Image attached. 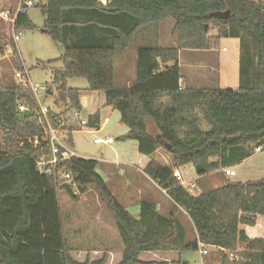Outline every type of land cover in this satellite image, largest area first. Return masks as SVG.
Instances as JSON below:
<instances>
[{"label":"trees","instance_id":"16d2710c","mask_svg":"<svg viewBox=\"0 0 264 264\" xmlns=\"http://www.w3.org/2000/svg\"><path fill=\"white\" fill-rule=\"evenodd\" d=\"M45 2L42 32L64 50L59 60L48 64H63L53 73L60 100L80 112V91L67 82L86 79L89 89L104 92L105 105L120 113L121 123L129 129L122 141H136L145 156L169 147L172 167L154 160L144 174L167 192L174 208L164 217L143 201L135 218L98 174L97 160L71 158L52 174L41 173L38 163L50 159L52 150L42 140L46 126L40 107L27 86L0 85V135L4 137V141L0 138V264H106V254L94 261L75 260L65 235L60 196L66 193L77 199L74 192L84 193L88 187L97 190L113 215L123 245L118 264H157L140 259L157 253L178 254L182 264V256L198 252L200 245L218 249L219 264H264V239H251L241 228L254 227L264 218V179L228 180L225 186L196 197L174 178L175 171L187 165L205 176L233 169L259 148L264 151V0ZM169 19L175 22L178 47L138 49L136 83L129 89L115 88L117 54L133 45L141 29ZM37 29L27 14L19 16L17 31ZM224 39L240 41L239 88H182L180 52L218 50ZM4 54L1 47L0 58ZM20 106L27 111L20 112ZM48 116L55 127L62 125L59 114L49 110ZM99 119V113L90 116L88 127L99 128ZM203 122L208 131L202 129ZM74 131L69 127L70 147ZM65 172L72 181L63 178ZM179 211L189 216L195 241L188 240L176 217Z\"/></svg>","mask_w":264,"mask_h":264},{"label":"rangeland","instance_id":"374dc122","mask_svg":"<svg viewBox=\"0 0 264 264\" xmlns=\"http://www.w3.org/2000/svg\"><path fill=\"white\" fill-rule=\"evenodd\" d=\"M4 2L5 0H1L0 4L2 5ZM13 2L15 3V0H13ZM13 2L10 0L12 5L8 6V8L15 5ZM27 15L38 29L34 31H21L23 37L16 44L12 41L13 31L0 20V35L4 39L0 38V46L3 45V41H6L10 43L9 46L14 52V54H8L5 48L4 58H0V85L5 87H12L20 84L25 86L40 85L50 89L51 94L44 96L41 104L43 107L50 109L51 112L61 116L62 125L60 124L61 128L59 129L64 135H68L69 127L76 129V131L73 132L72 150L79 158L100 161L101 165L98 168L99 172L102 175L111 174L114 184L113 191L117 197L121 199L122 204H127V199L129 198L133 201V195L135 194L133 188L124 190V180L117 177V171H115L114 165L112 164L117 162L129 165L133 168L141 165L142 162L140 161L138 143L136 141L121 140L125 135L124 133L128 132V127L121 123L120 113L117 110H112L110 112L104 105V92L91 91L86 79L76 78L70 79L67 82L68 87L80 91L82 105V110L80 112L71 110L69 103H64L60 100L58 89L54 86L53 73L54 69L62 68L63 64L60 62L53 65L48 64L49 62L59 60L63 56V47L55 44L48 35L42 32L46 21L42 12V6L28 9ZM156 30L157 25L144 29L140 35L136 37L134 44L129 48L128 52L133 54L132 52L135 49H140L142 47H160V45L172 47L169 46L172 44L169 43L171 38L168 34L164 44L157 43V33H153ZM149 32H151L153 37L150 36L149 38H145V34H150ZM216 35L217 32L213 33V36ZM236 42L235 39H224L221 42L220 51L222 52L224 47L228 50V53L225 55L223 54V59L230 66H228L229 71L227 73L230 78L221 80L219 83L217 82V59L215 58V56H219V49L214 50L215 55H211V53L208 52L193 54V52L187 51V53L183 55L182 62L187 64L186 66L190 65V62L200 61L199 64L204 63L205 70H203L201 74L203 75L204 73L206 76L208 73H212L211 75L213 77L211 80L206 81L207 84H204L203 88L236 90L240 86L238 70L240 68V58H238V55L235 56ZM121 54L122 53L119 52L115 59V88L117 89H121L125 85L122 83L124 81L123 69H118V57L121 56ZM233 63L236 64V69H233ZM44 65H48L47 68H45ZM213 69H215L216 72H213ZM129 71L133 70L130 69ZM184 71H187V69H184ZM18 72L22 74V78L16 77ZM134 84H132V87ZM96 111H102V123L104 125L102 126L101 133H97L100 128L90 129L86 125L82 126L83 122L88 121L91 113H95ZM148 126L149 129L152 130L153 125L151 122H148ZM202 129L205 131L209 130L205 122L202 124ZM0 138L4 141L2 135H0ZM97 138L103 140L113 138L115 140V145H95L94 140ZM154 158L158 159L159 163L162 165L172 163V157L167 147L160 149L159 154L154 156ZM120 168L130 169L126 166H120ZM233 170L237 173V177L231 179L236 182L259 181L264 179V151H257L252 158L242 164L236 165L233 167ZM229 171L222 172L219 177L222 178V180L229 179ZM181 172L186 183L193 182L199 187L200 181L197 180L198 175L191 165L182 167ZM125 176L132 177L129 172H126ZM205 180L210 189L216 187L217 173L216 175L214 174L206 177ZM139 182L140 181H138V183ZM141 184L143 197H137L136 201L139 199L144 200L149 196V201L160 199L169 202L168 197L163 194L164 192L162 189L157 188L149 182L148 187H150L151 191L148 193V187L145 186L144 183ZM199 193L200 191L197 188L194 195H198ZM60 202L63 212L65 235L72 251V257L79 262H85L87 259H90V261L98 260L104 256V252L111 250L115 255L113 257L111 256V259H108V255L106 254V264H118L119 255L117 256V253L122 252L123 245L118 237L113 215L102 202L97 190L94 187H88L86 192L78 195L77 199H73L64 193L60 196ZM182 221L187 226L190 238H194V231L189 226V219L185 216L182 218ZM106 240L110 243L107 244ZM208 252L209 254L207 256H201L200 251L188 252L182 256V264L184 262L188 264H219V251L215 248H208ZM148 258L149 257H145L146 260Z\"/></svg>","mask_w":264,"mask_h":264},{"label":"crops","instance_id":"0c3cea01","mask_svg":"<svg viewBox=\"0 0 264 264\" xmlns=\"http://www.w3.org/2000/svg\"><path fill=\"white\" fill-rule=\"evenodd\" d=\"M11 1L13 2V0H11ZM99 2L102 3L103 5H108L111 2V0H99ZM11 5H12V3H10V0H5V2L2 3V5L0 4V11L1 10H4V9H7L8 6H11ZM14 6L10 7L9 9L13 8ZM172 21H171V19H169V20H166V21H164V22H162L160 24H157V30L155 32H153L154 34L157 33V36L156 37H158V40H157V43L158 44H161V43L164 44V42H166L165 39L167 38V34L171 38L169 43H171L172 45H169V46H172V47H164L163 45H160L159 48L171 49V48H177L178 47V33L175 30V22L173 21L174 22L173 23ZM2 23L4 25L8 26L9 29H11L10 26L7 23H5L3 21H2ZM152 26H154V25H152ZM152 26H149V27H146V28L141 29L137 33V35L135 36V40H136V37H138L140 35V33L144 29H148V28H150ZM151 31H153V30H151ZM149 33L150 34H145V38H149L150 36L153 37V35L151 34V32H149ZM0 38H2L1 35H0ZM135 40H134V42H135ZM236 41L237 42H236V52H235V56L238 55V58H240V41L239 40H236ZM9 44L10 43H8L6 41H3V45L0 46V48L1 47L6 48L8 54L13 53V49L9 46ZM165 44H168V43H165ZM165 46H167V45H165ZM220 47H221V45H220ZM128 51H129V49L126 50V51H124V52H121L122 53L121 56L118 57V69L119 70L120 69H123V72H124V77H123L124 78L123 79L124 81L122 83L125 84V85L121 89H129V88H131L132 87V84L136 83V80H137L138 49H135L132 52L133 54H130ZM219 51H220V48H219ZM189 52H193V54L208 52V53H211V55H213V54L215 55V52L214 51H189ZM186 53H187V51H181L180 52V58H179V67H180L181 86H182V88H184V89L189 88V89H194V90H202V89H205V88H203V85L204 84L205 85L207 84V82H206L207 80L208 81L211 80V78L213 77L211 75L212 73H208L206 76L204 75V73L202 75L201 73H202L203 70H205V68H204L205 65H204V63H200L199 64L200 61L193 62V63L190 62V65L186 66L187 64H184L182 62L183 55H185ZM226 53H228V50L224 47L222 49V52L220 51L219 56L218 55L215 56V58L217 59V73H218V75H217V82L218 83L221 80H227V79L230 78L229 75L227 74L228 71H229V69H228V66L229 65L223 59V54L225 55ZM2 58H4V57H2ZM234 64L235 63H233V69L234 68L236 69V64L235 65ZM168 66L169 67H172L173 65L172 64H169ZM130 69H132L133 71H129ZM184 69H187V71H184ZM230 70H231V68H230ZM212 71L213 72H216L215 69H213ZM119 75H120V71H119ZM217 89H220V88H217ZM104 105H105V100H104ZM105 107H107L110 112L112 110H115L113 107H109V106H106V105H105ZM96 113H99L100 114V119H99V121L97 122V125H96L100 129H98L97 133H101L102 132V126L104 125L102 123L103 122L102 121V111H98V112L96 111L95 113H91L90 116H93ZM88 121L87 122H83L82 123L83 124L82 126H85V125L88 126ZM89 128L90 129H95V128H91V127H89ZM128 133H129V129H128V132L127 133H124V134L127 135ZM104 145H106V144H104ZM113 145H115V142L113 144L108 145V146H113ZM158 154H159V151H157L152 156H145V155L140 154V161L142 163H141V165H139L138 167H135V168H133V167H131L129 165H125V164H121V163H117V162L112 164V165H114L115 171H117V177L118 178H122V180H124V182H123V184H124L123 185L124 186V190H128L130 188H133L134 193H135L133 195V201H132L131 198H129V199H127L128 203L127 204H124L123 203L124 205L122 204L121 199H119L117 197V195L113 191V185L114 184H113V178L111 177V174L108 173L107 175H102L99 172V169L97 171L98 174L102 177V179L109 186V189L111 190L112 194L119 200V202L135 218H139V216H140V204L143 201H147L150 204H152L153 206H155V208L157 209V211L162 216H164V217H169L170 214H171V212L173 211L174 203L170 199V197L167 195V192L164 191V190H163V192H164L163 194L168 197V199H169L168 201L169 202H165V200H160V199H158L156 201H149V198H150L149 196H148L149 198L147 197L144 200L139 199L138 201H136L137 197H143V191H142V188H141V185H142L141 183H144L145 186L148 187V183L151 182L153 185H155L157 188H159V186L156 183H154L149 177H147L144 174V170H145V168L147 167V165L150 162H152L154 160L157 161V162H159L158 159H155L154 158V156H156ZM98 162L101 165V162L100 161H98ZM172 165H173V162L170 163V164L162 165V166H164V167H172ZM120 166H126V167H129L130 169H122V168H120ZM232 170L233 169H231V171ZM179 171L181 172V168L179 169ZM228 171L229 170H225V171L220 170V171H216L214 173H211L209 175L198 176L197 177V180L200 181L199 187L197 186L196 183H193L192 182V184H196V186H197L198 190L200 191V193L198 195H194V196L197 197V196H199L200 194H202L204 192H208V191H211V190L219 189V188L225 186L228 180L234 181L230 177L227 180H222V178L219 177V175L222 172H228ZM126 172L131 173L132 177H129V176L126 177L125 176L126 175ZM216 173H217V186L210 189L209 188V185L206 183V180L205 179L208 176H211V175H214V174L216 175ZM181 174H182V172H181ZM228 175H229V173H228ZM182 176H183V174H182ZM235 177H237V173H236V176ZM235 177H233V178H235ZM123 178H125V179H123ZM138 181H140V182L138 183ZM243 183H245V182H243ZM150 191H151L150 190V187H148V193ZM185 216L189 219V223H190L189 226L194 231V229L192 227L191 220H190L189 216L187 215V213H185L183 211H179L176 214L177 219L181 222V224L185 227V229L187 231V238H188V240L189 241H195L197 239L196 232L194 231V238H190L189 232H188V229H187V226L182 221V218L185 217ZM241 228L247 232L249 238H251V239H264V218L263 217H260L259 218L258 224L256 226H254V227L242 226ZM118 237L120 239L119 233H118ZM120 241H121V239H120ZM106 243L109 244L110 242H108V240H106ZM216 250H218V249H216ZM104 253L108 255V259L109 258L111 259V256L113 257L115 255V253L113 251H111V250H108L107 252H104ZM118 255H119V262L118 263H120L122 261V258H123V248H122V252L117 253V256ZM200 255H201V253H200ZM145 257H149V258L146 260ZM140 259L143 262H146V263L179 264L180 256L178 254H175V253L143 254V255H141ZM92 261H94V260H92Z\"/></svg>","mask_w":264,"mask_h":264},{"label":"built area","instance_id":"2783aa9c","mask_svg":"<svg viewBox=\"0 0 264 264\" xmlns=\"http://www.w3.org/2000/svg\"><path fill=\"white\" fill-rule=\"evenodd\" d=\"M46 4L45 0H16L15 6L11 9H4L0 11V19L7 23L11 30L13 31V38L12 41L16 44L22 37L23 33L21 31L16 30L17 21L21 14H27V10L30 8L44 6ZM17 78H22L21 73H17ZM27 87L33 93L39 107H40V115H41V122L46 126V134L42 138L44 142L49 143L51 150H52V157L50 159L42 158L38 163V169L43 174H52L57 166L62 163L63 161L69 160L71 158H79L78 155L72 150V148L68 144V135H64L63 132L60 131V127H55L52 120L48 116V112L50 109L45 108L42 106V98L44 96L49 95V89L40 85H27ZM20 112L24 113L27 109L24 106L19 107ZM31 141V140H30ZM40 139H34V145L37 147L40 145ZM115 140L113 138H107L106 140L103 139H95V145H110L113 144ZM258 152L262 151L260 148L257 150ZM63 178L67 181H72L73 177L69 172H65L62 174ZM236 176V172L234 170L229 172V177L233 178ZM174 178H176L182 186H184L191 194H195L197 186L192 183H186L184 178L177 169L174 173ZM80 192L76 190L74 192L75 196H78ZM200 253L201 256H207L209 254L208 248L200 245Z\"/></svg>","mask_w":264,"mask_h":264},{"label":"water","instance_id":"95a60500","mask_svg":"<svg viewBox=\"0 0 264 264\" xmlns=\"http://www.w3.org/2000/svg\"><path fill=\"white\" fill-rule=\"evenodd\" d=\"M51 94V91H49V95ZM60 124V120H58V125ZM169 150V147L167 148ZM183 264H188L187 262H184Z\"/></svg>","mask_w":264,"mask_h":264}]
</instances>
